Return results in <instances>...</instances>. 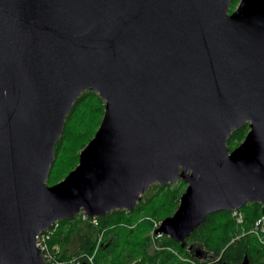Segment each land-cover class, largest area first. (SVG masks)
I'll list each match as a JSON object with an SVG mask.
<instances>
[{"label":"water","instance_id":"water-1","mask_svg":"<svg viewBox=\"0 0 264 264\" xmlns=\"http://www.w3.org/2000/svg\"><path fill=\"white\" fill-rule=\"evenodd\" d=\"M230 4L0 0V264H46L37 234L130 212L153 184H186L153 234L199 260L212 255L186 238L209 214L256 203L264 218V0ZM88 90L103 101L99 126L48 184Z\"/></svg>","mask_w":264,"mask_h":264},{"label":"trees","instance_id":"trees-1","mask_svg":"<svg viewBox=\"0 0 264 264\" xmlns=\"http://www.w3.org/2000/svg\"><path fill=\"white\" fill-rule=\"evenodd\" d=\"M237 2L231 0L230 6ZM103 108L98 94L90 90L76 99L67 115L62 138L55 146L48 183L58 182L75 167L79 151L99 126ZM248 129L246 123L234 131L228 138V147L238 145ZM59 171L64 174L57 176ZM185 187L181 180L173 185L153 184L141 196L134 210H113L96 218V223L92 218H84L82 213L72 220L59 221L50 244L60 247V258L79 257L83 261L95 251L94 264H241L245 257L247 264H264V245L254 235L245 234L235 239L240 234V226L230 211L209 214L186 238L188 244L196 243L211 253L212 259L203 261L191 257L186 248H181L179 243L163 234L154 238L159 248L151 249L153 220L161 221L174 212ZM241 210L245 229L262 215L261 206L256 203H248Z\"/></svg>","mask_w":264,"mask_h":264},{"label":"built area","instance_id":"built-area-1","mask_svg":"<svg viewBox=\"0 0 264 264\" xmlns=\"http://www.w3.org/2000/svg\"><path fill=\"white\" fill-rule=\"evenodd\" d=\"M230 212H231V216L234 218L237 225L240 226V234L236 235L235 239H238L245 234H251L257 238L259 243L264 245V218L262 216H260V218H258L253 223V225H251L248 229H245L242 226L244 221V214L241 208H237ZM82 215L84 218L88 217L84 213H82ZM92 219H93L92 222L96 223V218H92ZM157 226L158 224L155 225L154 228ZM57 229H58V222H55L48 229L37 234L35 237V245L40 250L45 263L46 264H81L82 261L79 257L60 258L58 256L60 252V247L56 244L54 245L50 244V239L56 233ZM160 235L162 234H157L155 236H160ZM94 254L95 251L93 254L85 256V259L83 261H86L87 264H94L93 262Z\"/></svg>","mask_w":264,"mask_h":264},{"label":"rangeland","instance_id":"rangeland-1","mask_svg":"<svg viewBox=\"0 0 264 264\" xmlns=\"http://www.w3.org/2000/svg\"><path fill=\"white\" fill-rule=\"evenodd\" d=\"M235 5H236V4H235ZM235 5H234L233 7L230 6V10L233 9V8L235 7ZM233 147H234V146H233ZM233 147H232V148H233ZM232 148H230V150H231ZM77 162H78V161H77ZM63 174H64L63 172H60V171H59L57 176H59V175H63ZM175 183H176V182H175ZM175 183H174V184H175ZM48 184H50V183H48ZM171 185H173V184H171ZM159 222H160V221H158V220H157V221H156V220H153V226H152V229H151V231H150V234L152 235V238H153V239H152V246H151V249H158V248H159L158 245H157V243L155 242V239H154L155 237H158V236L153 235V228H154L155 225L159 224ZM160 236H161V235H160ZM73 248H74V243L71 244V249H73ZM167 248H168L170 251H172L173 253H176L175 250L172 249L171 247H167ZM151 249H150V252H151ZM178 256H179L181 259H185L184 257H182V255H178Z\"/></svg>","mask_w":264,"mask_h":264},{"label":"flooded vegetation","instance_id":"flooded-vegetation-1","mask_svg":"<svg viewBox=\"0 0 264 264\" xmlns=\"http://www.w3.org/2000/svg\"><path fill=\"white\" fill-rule=\"evenodd\" d=\"M236 146H237V145H235L234 147H236ZM234 147H233V148H234ZM233 148H232V149H233Z\"/></svg>","mask_w":264,"mask_h":264}]
</instances>
